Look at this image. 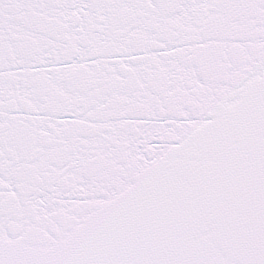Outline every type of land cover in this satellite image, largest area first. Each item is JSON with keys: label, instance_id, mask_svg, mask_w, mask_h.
<instances>
[{"label": "snow or ice", "instance_id": "snow-or-ice-1", "mask_svg": "<svg viewBox=\"0 0 264 264\" xmlns=\"http://www.w3.org/2000/svg\"><path fill=\"white\" fill-rule=\"evenodd\" d=\"M0 264H264V0H0Z\"/></svg>", "mask_w": 264, "mask_h": 264}]
</instances>
